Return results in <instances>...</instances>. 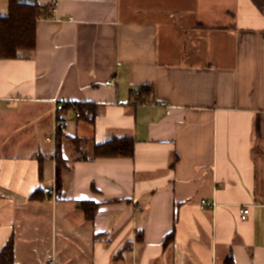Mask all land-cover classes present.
<instances>
[{"label":"crops","instance_id":"0c3cea01","mask_svg":"<svg viewBox=\"0 0 264 264\" xmlns=\"http://www.w3.org/2000/svg\"><path fill=\"white\" fill-rule=\"evenodd\" d=\"M50 13L34 53L0 60V252L12 240L14 264H264V0ZM55 102L74 106L54 139ZM122 136L134 157L92 158Z\"/></svg>","mask_w":264,"mask_h":264},{"label":"trees","instance_id":"16d2710c","mask_svg":"<svg viewBox=\"0 0 264 264\" xmlns=\"http://www.w3.org/2000/svg\"><path fill=\"white\" fill-rule=\"evenodd\" d=\"M52 14L47 7H43L35 2H22L20 0H9V9L7 15L0 16V60L19 59L34 53L37 45V23L42 19L51 18ZM147 90L146 87L142 91ZM150 92V90H147ZM141 93L132 92L134 101L139 102ZM83 114L81 105L76 108ZM61 134V132H59ZM58 133V134H59ZM56 145V163L60 169L68 167L67 160L62 153L61 136L58 135ZM70 141L76 146L81 140L70 138ZM92 158H132L135 153V139L132 136L111 137L106 142L94 145L92 149ZM40 190L31 195L32 200H38ZM87 210L88 220H92L98 213V205L89 202H80L79 208ZM169 234L165 244L173 239ZM138 239L142 237L139 234ZM0 264H14V244L10 240L0 252ZM225 264H233L232 256H229Z\"/></svg>","mask_w":264,"mask_h":264},{"label":"built area","instance_id":"2783aa9c","mask_svg":"<svg viewBox=\"0 0 264 264\" xmlns=\"http://www.w3.org/2000/svg\"><path fill=\"white\" fill-rule=\"evenodd\" d=\"M62 0H50V11L51 12H55L58 4L61 2ZM74 106L72 104H69L67 102H55V119H54V134L53 137L54 138L59 132H64L67 129V120L63 117L60 116L61 112H64L65 109L68 106ZM75 110V116L77 118H79L81 116L80 112L77 109ZM52 138H49L48 140H52ZM55 139V138H54ZM46 193H52V191L49 188L45 189ZM206 203V201H202V206H204ZM242 215L241 218L242 219H246L248 213H249V209L248 208H244L242 211Z\"/></svg>","mask_w":264,"mask_h":264}]
</instances>
